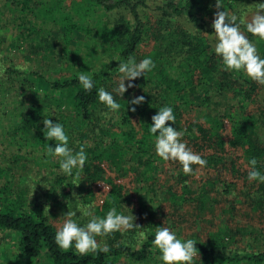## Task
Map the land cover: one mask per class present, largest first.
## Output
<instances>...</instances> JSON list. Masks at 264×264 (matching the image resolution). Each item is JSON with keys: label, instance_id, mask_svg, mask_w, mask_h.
<instances>
[{"label": "trees", "instance_id": "trees-1", "mask_svg": "<svg viewBox=\"0 0 264 264\" xmlns=\"http://www.w3.org/2000/svg\"><path fill=\"white\" fill-rule=\"evenodd\" d=\"M261 2L220 0L227 12L242 19L244 10L255 11ZM215 5L216 0L9 2L5 24L0 26L13 35L6 43L24 42L43 65L50 66L57 56L62 65L57 75L44 66L6 65L8 76L0 81L2 97L22 94L19 150L22 146L40 150L59 166V158L46 154L56 142L46 140L42 129L44 118L60 123L73 153L83 147L87 155L81 178L90 185L99 179L109 184L102 201L91 204L94 215L104 217L115 207L118 213L133 215L139 226L113 233L115 242L97 237L98 243L109 246L108 253L81 256L74 248L64 252L55 244L57 227L46 213L26 205L19 192L7 191L0 196V231L13 233L18 248L17 261L8 264H120L123 259L163 264L152 244L160 226L169 227L182 240L196 241L198 255L192 264H264V183L247 178L252 158L264 174V85L242 71L224 70L214 53L215 41L209 39L215 35L211 26ZM28 10L31 20L26 18ZM53 29H62L64 37L50 35ZM240 29L264 58V40L246 33L243 24ZM34 32L40 33L38 41H33ZM79 33L86 36L80 43L100 44V60L92 57L94 49L85 64L77 65V56L67 57L72 52L68 46L79 42ZM130 56L137 62L151 57L155 67L132 81L135 86L121 96L114 91L121 77L118 65ZM80 73L92 78L91 93L79 83ZM11 86L13 90H8ZM100 87L113 94L121 105L118 111L99 102ZM140 95L145 102L130 104ZM163 106L172 107L176 117L175 124L167 123L184 131L182 140L207 161L203 168L192 165L190 175L183 174L178 162H165L155 153L151 117ZM111 115L113 121L108 119ZM13 167H2L3 175L11 174ZM107 168L117 174L106 175ZM122 174L134 181L133 191H125L126 184L117 180ZM91 194L85 203L93 200L94 190ZM127 194L136 196L134 205L124 204ZM62 195L70 197V190Z\"/></svg>", "mask_w": 264, "mask_h": 264}, {"label": "clouds", "instance_id": "clouds-1", "mask_svg": "<svg viewBox=\"0 0 264 264\" xmlns=\"http://www.w3.org/2000/svg\"><path fill=\"white\" fill-rule=\"evenodd\" d=\"M215 7L217 10L211 25L215 35L210 36L209 39L215 41L214 53L221 58L224 70L242 71L252 81L264 85V58L258 55L255 44L240 29V25L243 24L247 33L264 40V3L255 4V14L249 21L227 12L220 4V0H216ZM238 19L239 23L237 22ZM154 67L155 63L151 57H146L137 62L135 57L130 56L126 62H119L118 71L121 77L118 87L114 91L123 96L128 88L135 86L132 81L141 76L144 77ZM77 79L85 92L91 93L93 91L95 85L89 75L80 73ZM126 80L129 81L127 86L125 85ZM96 94L99 102L111 111L115 112L120 109L121 105L115 100L113 94L105 88H98ZM143 102H145V97L140 95L134 97L130 104L139 105ZM130 110L135 112L136 108L131 107ZM151 120L150 133L155 135L154 147L157 156L165 162H178L185 175L193 173L192 165H199L201 168L206 166L207 161L193 152L182 140L184 131H178L167 123L171 121L175 124L176 117L172 107H160L156 114L151 117ZM43 125L42 131L46 140L56 142L54 146L49 145L46 154L50 157L59 158V166L63 174L71 176L75 169L77 170L76 174L79 175L87 160L83 148L79 152L73 153L69 147V136L60 123L44 118ZM249 165L248 180L264 183V174L256 167L257 160L252 158ZM77 211L83 217H90L83 226L74 219L77 216ZM77 211L68 210L63 213V224L57 228L54 236L55 244L64 252L74 248L75 252L81 256L89 253H108L110 251L109 246L106 243H98L97 237L111 236L115 232L123 234L139 226L134 223L135 217L133 215L118 213L115 207L110 208L104 217L94 215L91 206L78 207ZM152 244L159 249V258L163 264H192L194 257L198 255L195 240H182L169 227H157Z\"/></svg>", "mask_w": 264, "mask_h": 264}, {"label": "rangeland", "instance_id": "rangeland-1", "mask_svg": "<svg viewBox=\"0 0 264 264\" xmlns=\"http://www.w3.org/2000/svg\"><path fill=\"white\" fill-rule=\"evenodd\" d=\"M10 1L12 0H0V26L5 24V19L8 16L7 7ZM77 1L79 0H63V2L68 4ZM30 12L31 11L28 10L26 18L28 17L31 20ZM244 12L246 15L244 19L246 21L251 20V17L255 14V11L250 9H246ZM34 19L36 20L37 18L34 16ZM5 29H0V81L7 74L4 71L6 65L15 66L17 69H26L34 66L43 68L44 66L48 73L54 75L61 72L62 65L59 56L50 62V66L43 65L44 61L38 60L36 54L31 53V49L26 47L27 45L24 42H17L12 45L6 43L8 41L6 39H9V37L13 38V35H11V32L8 31V29H6L7 31H5ZM243 32L245 33L244 30ZM51 33L49 34L55 35L58 39L64 37L62 29H53ZM39 35V32H34V36H32L33 41H38L40 39ZM85 38L86 36L84 34L79 33V42L68 46L70 47L69 50L72 52H69L67 57L70 55H72V57L77 56L80 61V64L77 65L89 62L91 60L93 49L95 52L92 57L95 56L96 60H100L103 57L102 48H100L98 42L90 44L87 43L88 40H85V42L80 43V40ZM95 44H98L96 48H94ZM59 49L60 45H58V50ZM92 65H96L95 60ZM17 83L18 80L15 78V86ZM8 90H13V86ZM19 92L21 91H18L16 94H9L5 96V98L2 97L0 93V188L4 189V193L0 191V196H4L7 191L15 194H18L19 192L26 205H29L34 211L45 212L48 219L58 228L63 224V213H66L68 210L77 211L78 207L85 208L91 206L92 203H100L106 195L109 184L105 179H99L98 183L96 182L95 185L87 184L86 181L81 178L83 173L82 170L79 172V175H77V170L74 169V174L70 178L68 175L61 172L59 166H55L52 159L48 160L47 156L45 157L42 151L30 150L27 146H22L19 150V130L17 123L19 122L18 113L20 109V99H22V94ZM108 119L113 121L114 118L111 115ZM263 134L264 131L261 132V136H263ZM78 148L79 149L74 153H77L83 147ZM17 153L18 155L20 154V158L16 159ZM15 164H17V167ZM13 165L14 167L13 169L11 168V174H8V176L3 175L2 167H6L5 169L7 170L8 166L12 167ZM85 168L87 169V165H85ZM115 174H117V171L114 172L109 168L106 169V175L115 176ZM62 177L64 178L62 179ZM117 180L126 184L125 191H133L134 181L128 175L122 174L121 176H118ZM65 189L70 190L71 195L69 196L71 198L62 195V192ZM93 190L95 192V197L89 204L85 203V201L92 197L91 191L93 192ZM135 199L136 196L127 194L124 204L132 206L135 204ZM125 209L127 210L126 206ZM74 219H76L78 224L83 226L88 222L90 217H83L80 212L77 211V216L74 217ZM112 237L113 236H106L105 239L109 242H115L116 240ZM13 239V233L0 231V264H8V262L17 261L18 248ZM103 243L105 242L103 241ZM155 256L159 255L156 254ZM120 264H132V262L123 259Z\"/></svg>", "mask_w": 264, "mask_h": 264}]
</instances>
